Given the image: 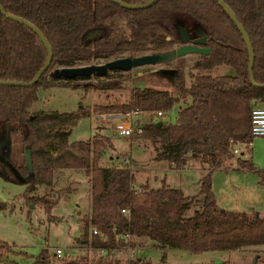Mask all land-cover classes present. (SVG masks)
<instances>
[{
  "label": "trees",
  "instance_id": "trees-1",
  "mask_svg": "<svg viewBox=\"0 0 264 264\" xmlns=\"http://www.w3.org/2000/svg\"><path fill=\"white\" fill-rule=\"evenodd\" d=\"M120 1L138 4L147 0ZM221 1L247 35L253 53L254 81L264 84V0ZM1 4L5 12L38 28L51 48V62L34 84H0V176L25 185L23 197L27 205L39 204L50 219L54 218L51 207L56 203L52 186L56 170L82 169L89 177V195L84 213L77 212L78 241L110 245L115 226L116 231L129 229L136 239L148 238L155 246L192 253L264 244V212L220 208L211 188L213 170L233 157L226 143L248 145L252 138L251 106L264 104V86L248 79L243 39L214 0H157L141 9H126L110 0H1ZM180 26L189 40L204 35L208 53L192 54L195 58L191 62L185 56L173 60L176 94L167 89L135 86L130 89L128 100L93 107L164 112L182 101L173 121L155 120L149 115L141 121V133L133 134L150 140L154 159L166 160L174 167L183 166L189 155L197 157L205 166L198 177L197 191L185 195L179 187L161 180L156 187L144 182L134 192L130 189L133 174L128 165L100 162L104 149L113 148L108 135L94 133L85 139L68 140L71 126L80 116L89 114L88 106L79 105L68 111L33 106L39 88L84 87L90 79L53 78L51 70L173 49L183 43L178 35ZM46 58L47 49L38 35L0 12V80L29 81ZM221 65L230 67L233 73L208 74ZM185 68L188 83L184 82ZM123 72L111 70L100 79L92 75L95 80L88 84L95 90L118 88ZM27 147L31 170L24 157ZM235 161L255 171L257 181L264 185V172L249 159L237 156ZM38 185H44L41 193L35 192ZM194 202L198 207L187 214ZM7 203L0 201V209ZM119 207L128 209L127 217L119 212ZM89 225L99 229L105 239L88 235ZM6 243L0 245V255L3 248L9 250ZM253 256L255 260L249 264L258 260L257 253ZM53 260L59 264H126L121 259L94 254L56 258L47 248L38 253L32 264H51ZM164 261L162 252L157 261L135 256L128 264H165Z\"/></svg>",
  "mask_w": 264,
  "mask_h": 264
},
{
  "label": "rangeland",
  "instance_id": "rangeland-1",
  "mask_svg": "<svg viewBox=\"0 0 264 264\" xmlns=\"http://www.w3.org/2000/svg\"><path fill=\"white\" fill-rule=\"evenodd\" d=\"M175 48V47H174ZM188 61L194 60L192 54L185 55ZM175 62L164 64L142 65L124 71L123 79L118 88L93 89V82L89 76V82L81 86H51L38 89V99L34 103V109L76 110L79 105L88 106L89 114L80 116L71 126L68 140L85 139L94 133H102L109 136L113 148L103 151L100 162L109 165H128L132 171V182L140 185L146 182L151 187L160 185L161 180L172 186L184 189L187 195L197 191L195 182L199 171L191 159H186L183 168H169L167 161L154 159V150L149 139L136 136L133 133L118 135L112 130L111 121L98 119L97 112H106L120 109L94 110L96 105H109L112 102H124L129 99V91L135 86H151L159 89H167L176 94L172 69ZM194 73V71H191ZM233 71L227 66H217L211 69L210 76L232 74ZM102 78V76H98ZM187 68L184 70V82L188 83ZM182 101L175 102L172 107L164 111L161 116L153 119L173 121L178 106ZM154 110H142V120ZM238 148L243 151L242 158L249 159L254 166L264 172V138L252 136L248 145L239 143ZM227 160L222 169L213 177V190L216 205L220 208L241 210L249 212L255 210L264 212V185L260 184L257 173L253 170L243 169L235 159L236 155ZM111 156V157H109ZM239 169V170H238ZM53 189L56 203L51 207L49 218L47 212L39 204L24 202L23 192L25 185L8 181L0 176V201L8 202L5 208L0 209V245L3 241L9 250L2 249L0 263L7 264H32L38 253L47 248L49 254L55 246L76 247L79 243L80 220L79 214L84 213L88 205L89 177L82 169L59 168L53 177ZM44 185H38L36 193H41ZM14 204V205H13ZM11 205V206H10ZM13 205V206H12ZM197 203L186 211L191 213ZM78 218V220H77ZM79 222V224H78ZM136 239V238H135ZM138 242L143 247L139 256L157 261L159 255L165 253V264H249L255 260L254 254H258L255 264H264V244L236 248L230 250H206L192 253L185 249L173 247H158L148 238H139ZM80 245V244H79ZM79 254L93 253L83 248V242L77 247ZM52 259V258H51ZM218 259L215 263L214 260ZM51 264H59L53 260Z\"/></svg>",
  "mask_w": 264,
  "mask_h": 264
},
{
  "label": "water",
  "instance_id": "water-1",
  "mask_svg": "<svg viewBox=\"0 0 264 264\" xmlns=\"http://www.w3.org/2000/svg\"><path fill=\"white\" fill-rule=\"evenodd\" d=\"M117 5L126 8V9H141V8H146L148 6H151L153 3H155L157 0H147L146 2L143 3H138V4H128L124 3L120 0H110ZM222 9L223 11L227 14V16L230 18L238 32L240 33L245 48L247 52V75L249 81L258 86H264L262 83H257L254 81L253 76H252V60H253V53L252 49L249 43V40L247 38V35L245 34L242 26L239 24L237 19L235 18L234 14L231 12V10L226 6L225 3H223L221 0H214ZM0 12L4 14L6 17L18 21L20 23H23L24 25L28 26L30 29H32L38 37L41 39V41L44 43L46 49H47V58L42 66V68L35 74V76L29 80V81H17V80H0V84H17V85H32L34 84L37 79L46 71L48 68L50 62H51V48L41 33V31L36 28L34 25L29 23L27 20L11 15L7 12L4 11L1 0H0ZM178 35L180 40L183 42L181 45L165 50V51H156L148 54H142L138 56H126V57H119V58H114L108 61H105L100 64H89V65H82V66H76V67H61V68H55L51 70L50 76L53 78H64V79H71L75 77H89L90 75H96V76H103L105 75L108 71L111 70H122V71H127L132 68L142 66V65H154V64H164L170 61H173L174 59L185 56L187 54H207L208 53V48L205 47L206 43V38L204 35H200L197 38L191 40L189 42L188 36L186 31L184 30L183 27H178ZM156 123H160L159 120H157ZM24 157H25V162L27 164V167L29 170L32 169V161H31V153H30V148L27 147L24 152ZM215 263L218 262V259L214 260Z\"/></svg>",
  "mask_w": 264,
  "mask_h": 264
},
{
  "label": "built area",
  "instance_id": "built-area-1",
  "mask_svg": "<svg viewBox=\"0 0 264 264\" xmlns=\"http://www.w3.org/2000/svg\"><path fill=\"white\" fill-rule=\"evenodd\" d=\"M142 114H145L142 110L131 108L125 111L122 110H113L106 112H97L96 116L98 119L104 121H111L112 130L118 135H128L131 133H141V121ZM163 111L160 109L152 110L150 114L154 116H161ZM144 120V119H143ZM249 133L251 136H260L264 138V104H255L251 106L250 109V119H249ZM239 143H231L228 141L226 143L228 153L235 154L236 156L243 155V151H240L238 148ZM245 146L244 143H241ZM249 144V143H248ZM130 189L134 192L139 191V185L131 182ZM119 212L128 216V209L126 207H119ZM88 235L96 234L103 240L105 239L104 234L97 229L94 225H89ZM112 239L113 243L110 245H93L90 242L83 243V248L89 250L88 252L93 253L96 256H106L109 258L121 259L129 263V261L135 256H139L143 247L141 244L134 238L133 234L129 229L122 231H116L115 226L112 227ZM82 243V242H81ZM52 254L56 258H71L79 255V250L77 247H63L55 246L53 248ZM0 264H7L6 261L1 260ZM16 264V263H14Z\"/></svg>",
  "mask_w": 264,
  "mask_h": 264
},
{
  "label": "crops",
  "instance_id": "crops-1",
  "mask_svg": "<svg viewBox=\"0 0 264 264\" xmlns=\"http://www.w3.org/2000/svg\"><path fill=\"white\" fill-rule=\"evenodd\" d=\"M109 157H111V156H109ZM188 159H191V160H193L194 161V163L196 164V167H197V170L200 172L199 173V175L203 172V169H204V165L203 164H201L200 163V161H199V159L197 158V157H195L194 155H189L188 157H187ZM167 165H168V167L169 168H172V167H174L172 164H169V163H167ZM184 167V165L183 166H181V167H177V168H183ZM175 169H176V167H174ZM223 170V171H226V170H228V169H226V168H222V167H218V168H216V169H214L213 170V172H212V174H211V188L213 187V177L215 176V174H216V172H218L219 170ZM244 169V168H243ZM239 170V169H238ZM199 175H198V177H199ZM198 177H197V179H196V183L198 184ZM168 185H170V184H168ZM178 187V186H177ZM181 190H182V192L185 194V195H187V193H185L186 191L184 190V189H182L181 187H179ZM185 191V192H184ZM212 191H213V193H214V190H213V188H212ZM214 197H215V194H214ZM81 239H79V244L81 245V241H80ZM77 245L76 247H80V245ZM18 264V263H17Z\"/></svg>",
  "mask_w": 264,
  "mask_h": 264
},
{
  "label": "flooded vegetation",
  "instance_id": "flooded-vegetation-1",
  "mask_svg": "<svg viewBox=\"0 0 264 264\" xmlns=\"http://www.w3.org/2000/svg\"><path fill=\"white\" fill-rule=\"evenodd\" d=\"M191 40H193V39H191ZM191 40H189V42H190Z\"/></svg>",
  "mask_w": 264,
  "mask_h": 264
}]
</instances>
